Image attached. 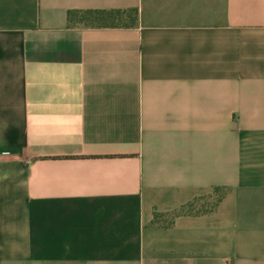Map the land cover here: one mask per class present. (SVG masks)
<instances>
[{
	"label": "crops",
	"instance_id": "obj_1",
	"mask_svg": "<svg viewBox=\"0 0 264 264\" xmlns=\"http://www.w3.org/2000/svg\"><path fill=\"white\" fill-rule=\"evenodd\" d=\"M0 264H264V0H0Z\"/></svg>",
	"mask_w": 264,
	"mask_h": 264
},
{
	"label": "trees",
	"instance_id": "obj_2",
	"mask_svg": "<svg viewBox=\"0 0 264 264\" xmlns=\"http://www.w3.org/2000/svg\"><path fill=\"white\" fill-rule=\"evenodd\" d=\"M131 15L127 22L123 21V17ZM122 19V20H121ZM129 19L131 20L129 22ZM69 24L78 23L94 28H107L119 25L134 26L137 22V13L121 12V11H86V12H69Z\"/></svg>",
	"mask_w": 264,
	"mask_h": 264
},
{
	"label": "rangeland",
	"instance_id": "obj_3",
	"mask_svg": "<svg viewBox=\"0 0 264 264\" xmlns=\"http://www.w3.org/2000/svg\"><path fill=\"white\" fill-rule=\"evenodd\" d=\"M130 17H132L131 15H126V16H124L123 17V21L124 22H127L128 21V18H130ZM122 20V19H121ZM131 20L129 19V22H130Z\"/></svg>",
	"mask_w": 264,
	"mask_h": 264
}]
</instances>
